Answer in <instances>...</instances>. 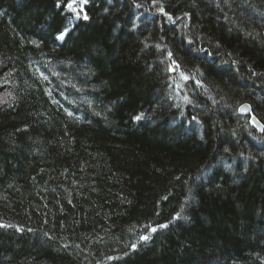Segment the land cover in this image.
Segmentation results:
<instances>
[{"label": "trees", "instance_id": "obj_1", "mask_svg": "<svg viewBox=\"0 0 264 264\" xmlns=\"http://www.w3.org/2000/svg\"><path fill=\"white\" fill-rule=\"evenodd\" d=\"M85 9L0 0V264H264V0Z\"/></svg>", "mask_w": 264, "mask_h": 264}, {"label": "snow or ice", "instance_id": "obj_2", "mask_svg": "<svg viewBox=\"0 0 264 264\" xmlns=\"http://www.w3.org/2000/svg\"><path fill=\"white\" fill-rule=\"evenodd\" d=\"M88 3H89V0H57V7L62 8L63 12L67 13L68 15L65 17V20H66L65 25L62 28H58L55 30L56 31V34L54 35L55 40L63 41L66 38V36L69 34L70 29L74 25L75 21H78L81 19L87 21L89 19V16L85 9V5ZM153 3H156V0H153ZM137 6L139 7V5ZM158 11L162 14H165L164 8H159ZM184 15L187 16L188 14L185 13ZM167 18H168V21H171L174 23L173 17L171 15H168ZM176 19H179V17H177ZM167 59L170 62L168 63L166 71L169 74L176 73L180 81V82H177L175 80L173 81L174 90L176 89L182 90L184 87L187 86V82L190 80L195 82L196 87H202L201 81L197 80L195 78V75L186 74L184 71L181 70V64L176 59H174V54L172 52L167 53ZM253 75H256V73H253ZM171 86L172 85H170V87ZM183 99L186 103L192 102L187 95H185ZM237 111L240 114L250 113L251 108L249 105L245 104V105H241L237 109ZM142 118H143V114H140L134 117V119L137 121L141 120ZM195 119L196 117H193V120ZM250 123L258 126V122L256 121L254 116L252 117V120L250 121ZM260 127H261V130H264V126H260ZM225 151H228V149H225ZM179 218H180V214L176 213L175 215L172 216L170 223ZM0 226H3V225H0ZM167 227H168V224H158L155 226L146 225L145 228L147 229V233L140 235L138 242L132 243L130 245L129 251H135L138 247L139 242L148 241L149 239H151L152 233H156L157 231L161 229H165ZM127 254L128 253H125V255ZM108 259H113V257H108Z\"/></svg>", "mask_w": 264, "mask_h": 264}, {"label": "water", "instance_id": "obj_3", "mask_svg": "<svg viewBox=\"0 0 264 264\" xmlns=\"http://www.w3.org/2000/svg\"><path fill=\"white\" fill-rule=\"evenodd\" d=\"M245 104H247V105L250 106L249 103L244 102V103H241V104L238 106V108H239L241 105H245ZM250 108H251V106H250ZM243 115H248V116H250V121L252 120V117L254 116L255 119H256V121L258 122V126H257V125H254V124H253V125L256 127V129H257L258 131H262L260 126H263V124H262V123L257 119V117L252 113V108H251V112H250V113H245V114H243Z\"/></svg>", "mask_w": 264, "mask_h": 264}]
</instances>
